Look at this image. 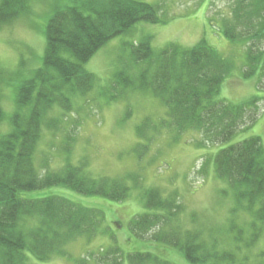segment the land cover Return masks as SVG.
<instances>
[{
    "label": "trees",
    "instance_id": "16d2710c",
    "mask_svg": "<svg viewBox=\"0 0 264 264\" xmlns=\"http://www.w3.org/2000/svg\"><path fill=\"white\" fill-rule=\"evenodd\" d=\"M48 1L0 0V27L22 18L30 20L34 5ZM160 12L161 6L138 0H54L47 19L43 65L16 88L15 111L6 120L7 131L0 135V264L67 258L68 243L85 237L93 240L101 232L105 219L101 210L39 193L58 188L112 203L128 198L129 182L136 184L137 176L90 177L69 161L62 170L51 171L35 157L43 133L59 132L64 120L73 115L74 98L85 99L93 91L94 77L85 69L93 55L139 23H163ZM209 22L217 26L214 17ZM218 28L228 41L245 48L244 79L258 76L264 89V0H235ZM128 57L129 65L119 60L111 92L147 90L165 106L168 121L164 126L176 134V140L195 132L202 148L220 147L207 155L202 168L211 164L216 175L229 184L237 208L251 216L252 233L247 241L237 224L229 230L235 247L251 249L264 227V147L259 137L223 144L257 123L262 98L243 104L221 99L232 67L202 41L192 48L170 44L155 52L146 39L132 45ZM140 65L143 69L133 76ZM3 118L0 110V125H4ZM144 202L145 212L128 225L133 239L149 238L171 247L190 264H247L245 257L236 255L238 249L220 248L216 231L208 239L204 229L183 231L177 219L182 207L174 199L163 198L152 189L145 193ZM104 253L97 264H160L151 253L125 254L119 247ZM258 258L264 260V253ZM76 263L88 264L84 260Z\"/></svg>",
    "mask_w": 264,
    "mask_h": 264
},
{
    "label": "rangeland",
    "instance_id": "374dc122",
    "mask_svg": "<svg viewBox=\"0 0 264 264\" xmlns=\"http://www.w3.org/2000/svg\"><path fill=\"white\" fill-rule=\"evenodd\" d=\"M138 1L161 6L159 17L163 23H139L93 55L85 65L94 77L93 91L85 99L74 98L73 115L64 120L59 132L43 133L35 157L38 164L49 165L51 171L62 170L69 161L90 177L123 178L132 174L137 176L136 184L129 182L131 192L121 203L58 188L39 193L42 197L59 195L79 206L101 210L105 219L95 239L85 237L65 246L67 258L53 257L46 262L31 258L29 263L77 264L76 261L84 260L97 264L109 248L119 247L125 254L151 253L160 264H190L171 247L149 238L137 241L131 237L129 222L145 212V193L156 189L163 198L174 199L181 205L177 219L183 231L204 229L206 239L216 231L220 248L238 249L236 255L245 257L247 264H264V260L258 258L264 253V227L251 249L235 247L229 230H234L237 224L243 240L247 241L252 233V218L244 209L237 208L229 184L216 175L212 165L206 170L202 168L207 155L216 153L220 147L202 148L200 135L195 132L176 140V134L164 126L168 121L165 106L147 90L133 88L114 93L110 89L120 61L130 64L128 55L132 45L150 39L152 49L160 52L170 44L192 48L205 42L232 67L231 76L222 86L221 99L231 104H243L255 97L263 100L259 104L257 123L223 147L251 137H259L264 147V89L258 76L244 79L245 48L228 41L218 28L219 20L229 15L230 5L235 0ZM53 5L54 0L37 3L30 20L22 18L0 27V110L4 115L0 135L7 131L6 120L15 111L16 88L31 79L35 70L43 65L45 31ZM210 17H214L217 26L210 24ZM143 66L137 67L133 76H137ZM114 96L117 98L111 99ZM144 124L146 126L142 127ZM139 130L144 133L139 134Z\"/></svg>",
    "mask_w": 264,
    "mask_h": 264
}]
</instances>
